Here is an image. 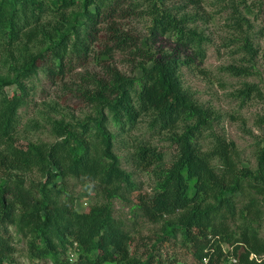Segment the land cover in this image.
I'll use <instances>...</instances> for the list:
<instances>
[{
    "label": "trees",
    "instance_id": "1",
    "mask_svg": "<svg viewBox=\"0 0 264 264\" xmlns=\"http://www.w3.org/2000/svg\"><path fill=\"white\" fill-rule=\"evenodd\" d=\"M156 1L149 0V36H174L180 47H195L202 56L200 35L188 29L195 15L178 17ZM123 5V0H0V62L5 66V74L0 66V264L13 255L3 233L13 225L29 235L33 258H52L55 264H70L60 262L58 253L75 244V264H178L164 254L178 237L199 263L264 264V212L249 195L255 189L264 196V149L256 171L240 167L236 144L215 132L213 113L183 88L182 71L191 61L152 50L148 37L130 53L134 75L129 76L106 64L132 40L111 27L108 44L97 57L103 77L91 76L92 89L77 91L94 114L82 121H53V143L17 141L18 114L29 103L33 79L41 71L51 82L64 78L74 60L89 52L101 15L125 12ZM244 41L255 60L257 51L248 37ZM231 71L249 75L246 69ZM143 115L152 117V127L168 131L176 147L173 162L156 175L153 195L136 203L145 219L161 224L160 233L149 237L132 235L115 217L114 202L136 185L114 152L115 135L109 129L133 128ZM151 153L140 147L135 166L146 169L162 159ZM15 171H35L40 180ZM59 178L95 183L101 201L79 212L70 197L58 196ZM241 195L250 197L240 208Z\"/></svg>",
    "mask_w": 264,
    "mask_h": 264
},
{
    "label": "rangeland",
    "instance_id": "2",
    "mask_svg": "<svg viewBox=\"0 0 264 264\" xmlns=\"http://www.w3.org/2000/svg\"><path fill=\"white\" fill-rule=\"evenodd\" d=\"M125 12L105 18L101 15L97 26L98 35L83 58L74 60L70 71L64 78L51 82L45 72L33 79V91L29 103L18 114L17 141L25 143H53L51 123L55 120L82 121L94 114L92 106L79 97L80 89H92L93 75L103 77L102 66L98 64L99 53L107 46L112 35L110 28L130 37L125 51L118 50L112 61L123 73L133 76V57L131 51L142 47L145 39L152 50L173 53L185 60L189 66L183 68V88L190 97L209 109L214 117L215 132L228 142H234L238 150V164L256 171L258 155L264 149V0H196V4H186L178 0H157L162 9H168L176 16L195 15L196 19L188 29L196 31L200 37L202 56L196 48L180 47L174 36H149L152 18L148 14L149 0H123ZM78 10V9H77ZM95 12L94 7L91 8ZM76 11V8H75ZM248 37L257 51L255 60L244 49V39ZM114 45V44H110ZM4 59V58H3ZM2 65V66H1ZM1 73L5 66L0 62ZM231 68L246 69L247 76L233 74ZM10 88L7 87L6 91ZM152 117L143 115L133 128L124 131L109 125L115 135L114 152L119 157L124 170L131 173L136 188L132 193L126 191L123 199L114 202L115 217L132 235L149 237L160 233L161 224H152L136 208V203L151 197L154 193L156 175L175 159L176 147L169 141V132L151 126ZM151 149V154H162L161 160L146 169H138L134 164V155L140 147ZM28 179L38 181L35 171H15ZM60 199L70 197L79 212L101 201L96 193L95 183L85 179L59 178L55 183ZM264 212V196L256 195L250 189ZM250 196H239V207L247 203ZM236 230V225L231 224ZM14 249L5 264H55L52 258H33L29 252V235L17 226L3 230ZM260 234L264 239V218L261 221ZM229 252L231 248L223 245ZM75 246L69 245L66 251L59 250L60 262L77 263ZM165 255L173 256L178 264L199 263L191 254L181 237L173 239L165 249ZM76 261V262H75Z\"/></svg>",
    "mask_w": 264,
    "mask_h": 264
},
{
    "label": "built area",
    "instance_id": "3",
    "mask_svg": "<svg viewBox=\"0 0 264 264\" xmlns=\"http://www.w3.org/2000/svg\"><path fill=\"white\" fill-rule=\"evenodd\" d=\"M77 245L75 244V247H76ZM205 263L207 264V261L205 260Z\"/></svg>",
    "mask_w": 264,
    "mask_h": 264
}]
</instances>
